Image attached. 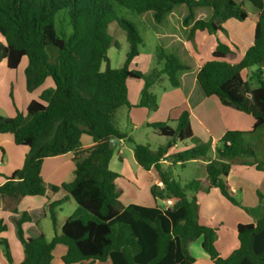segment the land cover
<instances>
[{"label": "trees", "instance_id": "16d2710c", "mask_svg": "<svg viewBox=\"0 0 264 264\" xmlns=\"http://www.w3.org/2000/svg\"><path fill=\"white\" fill-rule=\"evenodd\" d=\"M244 2L257 10L258 18L252 45L238 63L232 64L229 61L239 55L240 46L216 35L227 36L222 27L225 22L248 19ZM113 4L137 14L151 13L156 23L175 8L185 6L188 14L184 25L193 21L195 9L208 8L210 16L193 21L187 36L189 47H193L197 31L216 36L211 60L196 75L197 84L204 96H215L253 119L250 132L227 131L221 137L215 158L205 165V180H192L184 186L172 178L171 165L163 166L160 161L184 167L189 161L205 158L211 152L210 143L194 139L187 112L171 121L172 125H149L167 138L166 144L155 151L133 145L132 151L144 171H156L162 188L154 185L150 194L155 200H171L165 208L135 204L119 207V175L109 169V161L115 143L126 136L118 130L114 115L122 107H131L128 79L144 81L137 107L155 109L156 98L149 89L163 76L172 88L178 87V75L190 71V67L158 49L156 62L163 63L162 69L148 74L129 70L142 39L132 23L116 15ZM111 24L124 32L128 47L119 69L108 66L107 53L115 45L108 34ZM0 36V61L7 69L15 70L23 58L27 59L24 82L28 92L39 88L47 78L54 86L43 90L38 101L31 100L25 114L16 111L12 118L0 117V134H9L14 145L28 148L22 166L0 185L1 207L17 214L24 197L47 196V191L65 193L46 206L54 232L50 240L43 235H25L27 213L15 220L23 248L19 264H53L52 252L57 245L66 247L63 264H192L194 258L187 245L199 239L214 264H264V214L254 224L237 226L238 247L223 258L214 245L219 224L200 223L196 197L198 192L217 188L236 204L226 182L228 162L233 160L251 159L243 164L264 172V158L257 159L246 139L258 130L264 131V77L260 70L253 72L249 81L258 83L253 89L242 77L244 70L264 64V0H241L240 4L234 0H0ZM104 63L106 67L101 70ZM83 136L90 138L91 147L83 148ZM188 140H195V145L167 155L175 142ZM69 153L73 156L74 179L60 186H46L40 175L43 160ZM70 199L76 203V210L59 220L61 206ZM5 230L0 221V233ZM0 243L12 264L7 241L0 238Z\"/></svg>", "mask_w": 264, "mask_h": 264}, {"label": "crops", "instance_id": "0c3cea01", "mask_svg": "<svg viewBox=\"0 0 264 264\" xmlns=\"http://www.w3.org/2000/svg\"><path fill=\"white\" fill-rule=\"evenodd\" d=\"M234 1L238 4L241 3V0ZM178 9L179 8L177 7L172 10L168 15H166L162 22L158 23L162 26V33L160 37L165 41L163 50L167 54L175 56L180 63L189 66L190 71L180 73L178 75V87L172 88L170 84L169 88L163 86L159 99L155 97L156 108L152 113L150 112L149 108L137 107V104L140 101L142 87L140 86L136 88L134 90V96H130V91L127 86L128 103L131 106L130 108H127V121L129 122L131 130L133 131L137 130L138 128L151 130L152 128L149 127L150 124L161 122L168 124L171 121L177 120L183 112H187L193 136L201 142L209 141L211 145L210 156L207 155L205 158L188 162L195 164L197 163L199 165L197 169L202 171V174L198 175L192 180L203 181L205 180L206 176L205 165L209 160H213L215 158L214 151L218 146V142L221 137L227 131L250 132L253 125V119L250 115L222 104L215 96L206 97L202 94L196 81V75L201 66L211 59V52L215 45V38L214 35L197 31L194 36V45L193 47H189L187 44V36L188 30L193 21L198 19H207L210 16V10L208 8L195 9L193 12V21L189 22L187 25H184L183 19L188 14V9L184 7L180 13H178ZM257 18L258 13L256 12L253 16V25L250 31H245V29L240 27L239 24L232 25L233 30L231 31V28L228 26L229 21L222 24V27L227 33L232 32L230 40L241 46L239 55L236 58L230 60V63H238L246 50L252 45L254 27ZM138 57L139 54L130 63L129 70H137L143 73L137 69L136 65L133 68V65ZM101 70L104 69L101 68ZM259 70L262 72V76L264 77V64L259 67ZM47 79L39 88L34 91L36 96H38L37 98H39L43 90L54 87L51 84H47L45 87L43 86ZM243 79L246 80L245 78ZM140 80L141 79H128L126 85L128 81L139 83ZM162 80L163 77L155 84L161 82ZM27 100L28 101L25 105V108L31 100L36 99H34L33 95H31ZM170 125H172V123H170ZM4 135L8 134H0V149L3 147L4 143L2 142L4 141L6 144L13 143V140L11 139L12 137L5 138L6 136ZM128 136L129 135L126 134V138L117 141L114 148L117 146V144L124 147V140L129 138ZM246 139L255 150L257 159H263L264 146H262V144H264V139H262L261 136L257 134V132L252 135H248ZM259 140H261V146L258 143ZM81 142L84 149L92 146L91 140L88 137L86 139L83 136L81 138ZM193 146V142L189 143V141H177L169 149L167 155L183 151ZM26 149L27 150L20 152L18 155L19 158L11 163L9 174L22 166L25 156L28 152V148ZM131 154L132 158L127 160L123 158V152L121 149H119L118 152L117 150H114V153L109 161V169L119 175L116 183L118 180L122 179L127 186H130L131 180L137 178V176H134L135 174H130L134 172L139 174L141 177L140 180L145 179V181L142 183V187L145 186V189L148 190L149 194L150 188L154 185L162 188V184L159 181L156 171L153 168H151L149 171H144L136 162L133 153ZM243 161H251V159L242 158L228 162L229 171L226 177V182L230 196L237 202L236 204L223 197L217 188H212L207 193L198 192L196 195L200 223L207 225L219 224L214 245L219 256L223 258L229 256L238 247L236 233L237 226L242 224H254L264 214V172L257 170L252 165H244ZM160 163L163 166L171 165V168L173 166L179 165L178 163L172 164L171 161H167L165 159H162ZM188 163H186L184 167H186ZM112 164L116 166L118 165L117 168L119 171L112 169ZM132 166H135L134 171L131 170ZM129 168L130 170H127ZM123 172H127L130 175H123ZM40 175L46 186H60L64 182H71L74 179V162L72 154L69 153L63 156L44 159L41 165ZM4 181L5 177L0 180V185H2ZM185 184L187 183H184L183 185ZM64 195L65 193L62 190H58L55 194H51L49 191H47V196L24 197L17 206V214L4 211L1 207L0 200V221H2V225L6 227V230L9 227L12 231H16L15 220L18 219L23 212H25L29 217V220L23 224V230L27 237L36 238L39 235H43L46 238V234H51L52 238L53 235L51 231H45V229L42 228L40 222L47 216L46 206L52 201L63 198ZM121 198L122 207L130 204L146 207H158L157 199H153L151 194L150 198L146 200L145 205L141 204V201H136L135 197L131 196L130 194L128 196L122 195L118 199ZM164 201L166 202V200ZM68 202H70V200ZM4 232L0 233V238H2ZM187 251L194 258V262L192 264H214L210 257L201 248L200 239L189 243L187 245ZM9 252L12 264H19L22 261L23 248L18 238L14 241L13 247H9ZM65 253L66 247L64 245L55 246L52 252L53 264H63L61 257ZM0 264H9L5 255L2 254L1 251ZM93 264H111V262H94Z\"/></svg>", "mask_w": 264, "mask_h": 264}, {"label": "rangeland", "instance_id": "374dc122", "mask_svg": "<svg viewBox=\"0 0 264 264\" xmlns=\"http://www.w3.org/2000/svg\"><path fill=\"white\" fill-rule=\"evenodd\" d=\"M184 7L185 6L178 7V13H180ZM243 8L249 14V19L245 21H239L235 19L229 20L228 26L229 28H231V31L233 30L232 25L234 24H239L240 27L245 29V31L251 30L253 25V16L255 15L257 10L248 2H244ZM113 9L117 16L123 17L125 20L129 21L134 25L142 39V43L138 46L139 57L135 61L133 68L136 65L137 69L143 72L142 74H148L152 70L158 71L162 69L163 63L157 64L156 62V51L158 49H163V45L165 43V41L160 37L162 33V26L154 21L151 13H149L148 16L146 15V13L137 14L135 12L122 8L116 4H113ZM58 28V19H56V29L58 30ZM231 33L232 32L227 33V36L222 34H217L216 36L220 37V39L222 40L226 39L225 37L231 39ZM108 34L115 42V45L112 46L107 53L108 66L110 69H119L123 66V63L125 61V54L128 49L126 37L124 32L117 28L115 24H111L109 26ZM216 36L214 35L215 39ZM0 41H2L1 36ZM26 64L27 59L23 58L15 70H9L6 68L4 61H0V117L12 118L15 116L16 111L25 114V105L28 101L27 99L31 95H33L36 101H38L39 99L37 98L38 96H36V93H34L35 90L32 92H28L25 88L24 68ZM105 67V63L102 64L101 68L105 69ZM257 70H259L258 66L246 69L242 73L243 78L248 81L250 88L258 87V83L255 80L249 81V77L253 74V72ZM47 84L53 85V82L50 78L47 79L46 83L43 86L45 87ZM127 86L130 91V96H134V90L140 86L143 88L144 81L142 79L139 81V83H136L134 81H128ZM163 86L169 88V81L166 76H163V80L155 84L153 88L151 87L149 89V92L152 94V96L157 97V99H159L162 93ZM149 110L152 113L154 109ZM114 121L118 130L122 134H125V136L126 134L129 135V138L124 140V147L117 144V146L114 148V150H117V152L119 149H121L123 152V158L127 160H129V158H132L131 153H133V151L131 150L133 148V145H143L148 147L150 150H155L159 146L166 144L167 139L163 136H159L157 131L154 129L144 130L138 128L135 131L131 130V126L127 121V107H122L116 111L114 115ZM168 124L170 125V123ZM257 134L261 136L262 139H264L263 130H258ZM4 136H6L5 138H11V135L9 134ZM84 137L87 139L86 136ZM194 139L197 138L194 137ZM188 141L189 143L193 142V144L195 145V140ZM2 143L4 144L3 147L0 149V180L10 175L9 168L11 167V163H13L14 160H17L19 158L18 155L20 152H23V150H27L26 148L13 145V143L6 144L5 141ZM203 143L210 142L207 141ZM258 143L261 146V140H259ZM262 146H264V144H262ZM208 155L210 156V153ZM198 166L199 165L197 163H188L184 168L180 167L179 165L173 166L170 170L171 176L181 186H184V183H188L192 179H195L198 175L202 174V171H199V169H197ZM117 167L118 165H111L112 169H116L117 171H119ZM134 167L135 166L131 167L132 171L135 170ZM127 170H130V168ZM130 174H135V177L137 176V178L134 179L128 178L132 179L130 186H127L122 179L118 180L116 183V189L119 193V197L122 195L128 196L130 194L131 196L135 197L136 201H141V204L145 205L146 200L150 198L148 190L145 189V186L142 187V183L145 181V179L140 180L141 177L139 176V174H136L134 172ZM130 174H128L127 172H123V175ZM157 205L159 208H164L165 206H168L164 200L162 201L160 199H157ZM121 206L122 198L119 199V207ZM76 208V203L72 199H70V202H66L61 206L60 211L58 212V219L64 220L66 217H69L74 212V210H76ZM40 224L42 228L45 229V231L50 230L53 235V226L48 215L44 220H41ZM2 238L7 241L9 247H13V243L17 239L16 231H12L8 227L7 230L4 232ZM46 239L50 240L51 234H46ZM0 251L2 252V254H4V246L1 243Z\"/></svg>", "mask_w": 264, "mask_h": 264}, {"label": "built area", "instance_id": "2783aa9c", "mask_svg": "<svg viewBox=\"0 0 264 264\" xmlns=\"http://www.w3.org/2000/svg\"><path fill=\"white\" fill-rule=\"evenodd\" d=\"M166 204H167L168 206H170V205L172 204V201H171V200H166Z\"/></svg>", "mask_w": 264, "mask_h": 264}]
</instances>
